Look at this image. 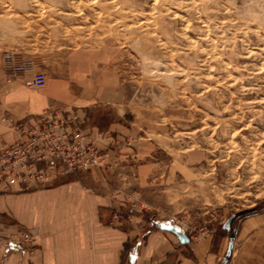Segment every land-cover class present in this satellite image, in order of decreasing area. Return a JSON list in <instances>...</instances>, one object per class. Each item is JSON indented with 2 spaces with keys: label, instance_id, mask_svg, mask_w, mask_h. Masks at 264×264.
<instances>
[{
  "label": "rangeland",
  "instance_id": "obj_1",
  "mask_svg": "<svg viewBox=\"0 0 264 264\" xmlns=\"http://www.w3.org/2000/svg\"><path fill=\"white\" fill-rule=\"evenodd\" d=\"M7 53L111 144L90 173L0 194L81 176L126 198L113 225L144 215L193 239L264 210V0H0V84ZM0 222V264H28L33 228Z\"/></svg>",
  "mask_w": 264,
  "mask_h": 264
},
{
  "label": "crops",
  "instance_id": "obj_2",
  "mask_svg": "<svg viewBox=\"0 0 264 264\" xmlns=\"http://www.w3.org/2000/svg\"><path fill=\"white\" fill-rule=\"evenodd\" d=\"M60 98L53 84L30 89L22 81L2 80L0 138L13 142L18 124L36 125L45 108L61 105ZM89 183L71 176L44 191L0 194V217L33 228L39 251L29 256L28 264H221L231 235L235 240L227 264H264V210L238 215L230 231L222 226L182 243L179 227H150L144 215L135 217L131 226L113 225L111 214L124 210L126 198L108 199Z\"/></svg>",
  "mask_w": 264,
  "mask_h": 264
},
{
  "label": "built area",
  "instance_id": "obj_3",
  "mask_svg": "<svg viewBox=\"0 0 264 264\" xmlns=\"http://www.w3.org/2000/svg\"><path fill=\"white\" fill-rule=\"evenodd\" d=\"M4 61L12 70L7 83L22 74L29 88L46 85V75L35 69L33 60L18 61L14 53H7ZM16 130L13 142L0 138V192L45 187L60 175L90 173L107 164L111 136L91 126L85 114L45 108L36 125L21 123Z\"/></svg>",
  "mask_w": 264,
  "mask_h": 264
},
{
  "label": "water",
  "instance_id": "obj_4",
  "mask_svg": "<svg viewBox=\"0 0 264 264\" xmlns=\"http://www.w3.org/2000/svg\"><path fill=\"white\" fill-rule=\"evenodd\" d=\"M232 221H233V216L231 215V217L225 222V224L223 225L224 229L227 230H231V225H232ZM163 229H168V225H163L162 226ZM175 228H173L174 230ZM179 240L182 243H188L190 242V238L187 236V234L185 232H182L181 234H179ZM234 240H235V236L231 235L230 236V242L228 245V250L226 252V255L224 257V259L222 260L221 264H227L232 256V252H233V246H234Z\"/></svg>",
  "mask_w": 264,
  "mask_h": 264
},
{
  "label": "trees",
  "instance_id": "obj_5",
  "mask_svg": "<svg viewBox=\"0 0 264 264\" xmlns=\"http://www.w3.org/2000/svg\"><path fill=\"white\" fill-rule=\"evenodd\" d=\"M257 212H259V211H255V210H248V211H247V214H253V213H257Z\"/></svg>",
  "mask_w": 264,
  "mask_h": 264
}]
</instances>
